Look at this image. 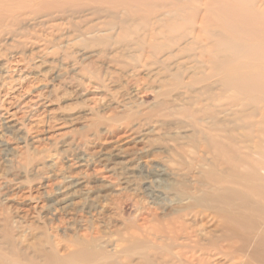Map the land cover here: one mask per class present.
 <instances>
[{"label": "rangeland", "instance_id": "obj_1", "mask_svg": "<svg viewBox=\"0 0 264 264\" xmlns=\"http://www.w3.org/2000/svg\"><path fill=\"white\" fill-rule=\"evenodd\" d=\"M87 1L41 10L36 0H0V245L35 258L44 247L72 253L86 238L90 251L107 246L100 262L110 264L129 236L149 240L154 210L164 217L178 208L176 178L201 175L193 165L203 125L180 108L185 96L162 104L148 57L131 55L142 47L149 56L152 10L129 17L122 36L107 11H127Z\"/></svg>", "mask_w": 264, "mask_h": 264}, {"label": "bare ground", "instance_id": "obj_2", "mask_svg": "<svg viewBox=\"0 0 264 264\" xmlns=\"http://www.w3.org/2000/svg\"><path fill=\"white\" fill-rule=\"evenodd\" d=\"M67 1L36 0L41 10L63 8ZM92 2L127 11L123 16L107 11L122 36L128 20L152 10L149 56L142 47L131 55L142 63L148 57L152 90L163 98L162 104L173 96L180 104L185 96L180 108L192 116L195 111L203 125L196 130L203 150L193 165L203 172L192 183L182 176L175 179L178 185L173 182L170 190L176 191L180 204L171 209L175 218L154 210L149 221L156 225L149 240L129 236L110 264H203V257L207 264H219L217 259L225 264H264V7L253 8L247 0L87 1ZM166 31L180 33L164 46L157 41ZM155 169L158 177L165 175ZM203 220L212 227L194 229ZM85 239H76L81 247L72 253L61 254L59 248L57 254L48 253L44 247L35 258L13 244L0 245V264H102L100 259L109 256L107 246L98 243L90 251Z\"/></svg>", "mask_w": 264, "mask_h": 264}]
</instances>
